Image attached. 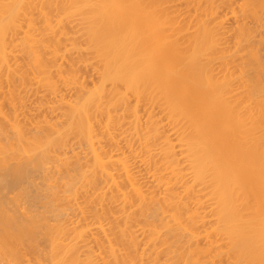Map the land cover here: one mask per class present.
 I'll return each instance as SVG.
<instances>
[{
    "label": "bare ground",
    "instance_id": "6f19581e",
    "mask_svg": "<svg viewBox=\"0 0 264 264\" xmlns=\"http://www.w3.org/2000/svg\"><path fill=\"white\" fill-rule=\"evenodd\" d=\"M6 160L2 264H264V0H0Z\"/></svg>",
    "mask_w": 264,
    "mask_h": 264
},
{
    "label": "rangeland",
    "instance_id": "374dc122",
    "mask_svg": "<svg viewBox=\"0 0 264 264\" xmlns=\"http://www.w3.org/2000/svg\"><path fill=\"white\" fill-rule=\"evenodd\" d=\"M223 10H224V9H223ZM223 10H222V11H223ZM225 11H226V9L223 11V13H224ZM225 13H226V12H225ZM31 100H33V99H31ZM34 100H35V99H34ZM29 101H30V100H29ZM31 103H33V102H31ZM28 105H31V104L28 103ZM31 106H32V105H31ZM20 119H23V118L20 116ZM6 161H7V160H6ZM9 161L12 162L13 160H9ZM10 162L7 161V162H6L7 164L5 163V165H4L3 167H2V166H0V167H1V168H5V167H8V166H9L8 168H11V163H10ZM13 162H15V161H13ZM14 164H15V163H14ZM13 166H14V165H13ZM13 166H12V167H13ZM1 170H2V169H1ZM1 170H0V173H5V175H6V171H2V172H1ZM4 170H5V169H4ZM138 170H139V169H138ZM142 171H143V170H142ZM142 171H141V172H142ZM140 174H141V173H140ZM144 174H145V172H144ZM144 174H142V176H146V175H144ZM2 175H3V174H2ZM5 175H4L3 178H2L4 181L1 182L0 184L4 183V182L6 181L5 179L10 178V176H7V175L5 176ZM0 176H1V175H0ZM1 177H2V176H1ZM7 177H8V178H7ZM33 178H35V180H33V179L31 178L32 180H31V179H30V180L28 179L27 182L32 181L33 183H35V181H37V182H36L37 184H39V183H40V184L43 183V181H41V179H42L41 177H33ZM2 179H1L0 181H2ZM10 179H11V178H10ZM10 179H9V180H10ZM144 179H145V178H144ZM42 180H43V179H42ZM27 182H24V183H27ZM32 182H29L30 186H31V184L33 185ZM5 183L7 184L8 181L5 182ZM5 183H4L3 185H1L2 189H1V187H0V190H1V191H0V194H2V193H4V194H8L7 197H8L9 199L7 200V198H6V200L10 203V206L12 205L13 207H17V208L21 209L20 211H22L23 209H27L26 207L29 208L30 206H32V208L38 209L39 211H43V208H42V207H43V204H42L41 201H38V202H41V203H36V202H35L34 204H32L31 202H29L30 200L28 201V199H29V197H28V196H29L28 193L25 194L24 191L21 190V187H20V186H19L20 189H19L18 186L15 187V185H14V187H13V185H11L12 182L10 181V183L6 185V186L8 187V188H7V187L5 186ZM36 183H35V184H36ZM37 184H36V185H37ZM10 185H11L12 187H11ZM33 186H34V185H33ZM5 187H6V188H5ZM3 188H4V189H3ZM29 188H30V187H29ZM3 190H4V192H2ZM19 190L23 191L22 193H23L24 195L21 194V192H20ZM4 194L0 195V197L2 196V197L4 198V196H5ZM26 195H27V197H26ZM5 197H6V196H5ZM29 203H30V204H29ZM31 204H32V205H31ZM35 204H36V205H35ZM40 204L42 205V207L40 206ZM34 205H35V206H34ZM39 206H40V207H39ZM38 207H39L40 209L42 208V210H40ZM30 208H31V207H30ZM23 211H24V210H23ZM70 216H71V215H70ZM70 219H72V216L70 217ZM0 260H1L0 262L4 261L1 257H0ZM5 262H6V263H4V262H3V263H4V264H8L7 261H5ZM0 264H2V263H0ZM11 264H12V263H11Z\"/></svg>",
    "mask_w": 264,
    "mask_h": 264
}]
</instances>
